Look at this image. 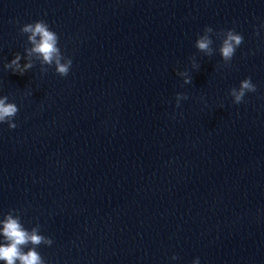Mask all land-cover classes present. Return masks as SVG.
Instances as JSON below:
<instances>
[{"label": "clouds", "instance_id": "9594fccd", "mask_svg": "<svg viewBox=\"0 0 264 264\" xmlns=\"http://www.w3.org/2000/svg\"><path fill=\"white\" fill-rule=\"evenodd\" d=\"M22 35H27V44L25 55L17 53L15 57L4 64V69L10 70L13 74L24 75L35 65L36 61L40 63V71L47 73L49 67H53L55 72L61 77L69 74L72 59L65 57L59 47V36L51 30L44 20H38L32 23H26L20 28ZM213 29L206 27L204 33L199 35L195 41V47L207 56H212L214 49L211 35ZM258 34V33H257ZM221 37L219 53L225 62L229 64L235 54L236 49L243 43V36L234 29L217 34ZM27 62L21 64V59ZM47 66V67H45ZM193 67H197L193 58ZM178 75L184 78L185 84L192 83V77L187 71L178 72ZM256 85L252 83L251 78H245L240 82L239 88L230 89L229 95L233 98L234 104H240L249 92H255ZM188 97L184 94L177 93L176 106H180L181 100ZM19 109L15 103L8 102V97H0V123H7L10 129H15L17 125L13 122ZM15 210L9 211L3 219H0V261L4 264H45L37 248L41 245L50 246L53 241L51 238L40 234L39 225L28 230L21 223L19 214H14ZM27 249V251H25ZM172 259H176L175 256ZM199 264V260H196Z\"/></svg>", "mask_w": 264, "mask_h": 264}]
</instances>
